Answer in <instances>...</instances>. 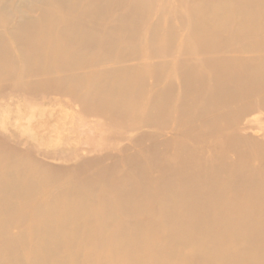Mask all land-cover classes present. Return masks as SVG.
Returning a JSON list of instances; mask_svg holds the SVG:
<instances>
[{"label":"bare ground","instance_id":"6f19581e","mask_svg":"<svg viewBox=\"0 0 264 264\" xmlns=\"http://www.w3.org/2000/svg\"><path fill=\"white\" fill-rule=\"evenodd\" d=\"M44 1L48 0H26V3ZM49 1L36 29L11 36L10 39L19 36L27 39L25 46L16 49L11 41L0 46V67L5 65L8 76L17 74L22 79L62 70L92 69L104 62L116 64L124 58L118 54L117 46L121 41L128 43L136 38L152 0H126L127 13L119 18L117 28L103 33L95 30L100 21L94 17L101 9L99 3L76 19L59 13L58 6L63 0ZM66 1L69 12L79 3V0ZM99 2L102 5L104 0ZM160 3L163 1L157 2ZM183 7L186 17L193 22L192 30L187 32L190 35L183 42H193L192 50L208 53L230 48L264 49V0H194L189 5L183 3ZM59 23L64 24V30L56 31ZM163 43L162 37L157 44L160 55L152 57H168L164 55L167 49ZM71 44L77 45L73 52L69 49ZM141 45L144 51L147 45L144 42ZM183 46L184 43L179 52ZM91 50L97 53L87 55ZM197 57L174 62L173 74L168 73L169 76L167 65L155 64L145 69L106 64L99 69L100 79L95 82H90L84 73H73L65 80L82 82L86 91L94 92L102 111L122 118L143 117L149 108L162 109L171 102L168 88L152 96L145 93L143 98L138 97L140 101L130 99L136 94L133 86H142L145 72L158 81L165 79V75L171 79L177 74L184 96L181 105L186 110L193 109L187 103L190 101L201 103L202 110L204 95L209 107H231L244 94L255 95L264 106V55L246 60L239 57L227 60L224 55ZM223 62L236 67L234 78L224 73ZM200 66L206 68V73L200 71ZM110 76L112 82L106 83L107 86L101 84V79L110 81ZM117 79L122 81L120 90L116 89L120 85ZM225 83L235 86L224 87ZM104 94L107 98L103 102ZM227 109L230 111L232 107ZM230 180L229 177L221 183L223 189L217 206L203 194L186 188L167 189L156 201L129 189L117 198L108 199L107 211L98 226L92 225L94 213L83 198L89 194V186H80L66 200L32 201L31 223L20 224L18 203L29 202L45 180L26 173L14 160L6 161L0 153V264H264V209L260 208L264 205V175L247 177L239 185L238 199L231 198ZM149 203L153 204L150 208ZM107 223L119 230L104 238ZM78 238L93 243L89 247L79 245ZM27 239L28 248L24 252L22 247ZM187 241L199 242L196 263L191 261V254L185 255L186 258L181 255L180 247ZM69 243L73 246H68ZM79 254L84 255L83 259H76Z\"/></svg>","mask_w":264,"mask_h":264},{"label":"rangeland","instance_id":"374dc122","mask_svg":"<svg viewBox=\"0 0 264 264\" xmlns=\"http://www.w3.org/2000/svg\"><path fill=\"white\" fill-rule=\"evenodd\" d=\"M99 1L79 0L77 7L69 12V5L63 0L58 10L61 15L77 19L99 3L101 9L94 17L100 21L95 30L103 33L117 28L119 18L127 13L126 0H104L102 5ZM161 1L163 3L157 4L160 0H152L148 4L147 16L136 38L119 43L118 54L124 58L116 64L104 62L92 69L62 70L22 79L17 74L8 76L5 65L0 67V153L6 161L14 160L26 173L45 180L29 202L18 203V223H31L32 201L66 200L72 190L80 186H89L90 192L83 198L94 213L92 225L98 226L107 211L108 199L117 198L129 189L156 201L167 189L186 188L203 194L217 206L223 189L221 183L229 177L231 198L238 199L239 185L247 177L256 173L264 175V170H260L264 168V106L258 103L259 98L244 94L230 104L232 110L228 111L231 107L206 106L208 98L204 95L202 110L201 103L191 101L187 103L193 109L186 110L181 105L184 96L179 76L175 74L168 78L173 74L172 64L182 58L193 60L198 55H224L227 60L234 57L246 60L264 55V49L194 51L191 49L193 42H183L193 28L183 3L189 5L194 0ZM49 2L27 5L26 0H0V46L10 41L16 49L25 46L27 39H19L21 34L38 27ZM63 26L57 24L56 31L64 30ZM16 34H20L19 38L10 39ZM159 37H163L167 49L164 55L168 57H152L160 55ZM142 42L147 45L144 51ZM69 49L73 52L77 45L71 44ZM96 53L97 50H91L87 55ZM106 64L107 67L139 66L145 69L155 64L167 65L166 74H171L161 81L150 73L142 74L144 82L142 86H133L136 94L133 93L130 99L140 101L145 93L152 96L168 88L171 102L162 109L149 108L143 117L110 116L99 108L92 90L86 91L82 82L65 80L73 73H84L88 74L90 82H95L100 79L99 69ZM223 65L224 73L234 78L236 67L230 66L231 63L225 65V62ZM200 71L206 73L207 70L200 66ZM110 77V81L101 79V84L112 82L113 76ZM118 82L120 85L116 89L120 90L122 81ZM230 85L235 86L225 83L224 87ZM105 95L103 102L107 98ZM152 205L149 203L147 207ZM260 208L264 209V205ZM118 230L117 226L107 223L104 238ZM28 240L22 247L24 252ZM77 241L86 247L93 243L86 238ZM67 245L73 246L72 243ZM198 246V241L185 242L180 247L181 255L191 254V261L196 263ZM83 256L79 254L76 259L81 260Z\"/></svg>","mask_w":264,"mask_h":264}]
</instances>
